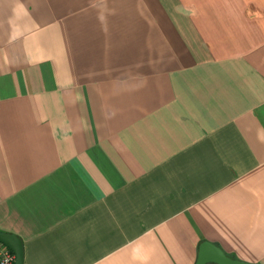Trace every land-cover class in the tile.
Instances as JSON below:
<instances>
[{
  "label": "crops",
  "instance_id": "obj_1",
  "mask_svg": "<svg viewBox=\"0 0 264 264\" xmlns=\"http://www.w3.org/2000/svg\"><path fill=\"white\" fill-rule=\"evenodd\" d=\"M0 232L23 264H264V0H0Z\"/></svg>",
  "mask_w": 264,
  "mask_h": 264
},
{
  "label": "water",
  "instance_id": "obj_2",
  "mask_svg": "<svg viewBox=\"0 0 264 264\" xmlns=\"http://www.w3.org/2000/svg\"><path fill=\"white\" fill-rule=\"evenodd\" d=\"M0 243L5 245L15 256L14 264H23V246L21 240L10 233L0 232ZM250 264L226 255L219 247L209 242H202L198 248L194 264Z\"/></svg>",
  "mask_w": 264,
  "mask_h": 264
},
{
  "label": "built area",
  "instance_id": "obj_3",
  "mask_svg": "<svg viewBox=\"0 0 264 264\" xmlns=\"http://www.w3.org/2000/svg\"><path fill=\"white\" fill-rule=\"evenodd\" d=\"M14 254L2 243H0V264H14Z\"/></svg>",
  "mask_w": 264,
  "mask_h": 264
}]
</instances>
